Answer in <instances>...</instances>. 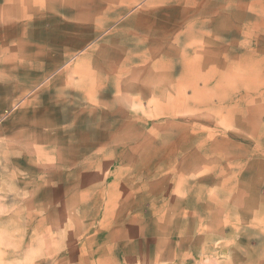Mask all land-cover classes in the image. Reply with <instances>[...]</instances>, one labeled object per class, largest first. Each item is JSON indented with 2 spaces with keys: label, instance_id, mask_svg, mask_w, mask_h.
<instances>
[{
  "label": "rangeland",
  "instance_id": "1",
  "mask_svg": "<svg viewBox=\"0 0 264 264\" xmlns=\"http://www.w3.org/2000/svg\"><path fill=\"white\" fill-rule=\"evenodd\" d=\"M0 264H264V0H0Z\"/></svg>",
  "mask_w": 264,
  "mask_h": 264
}]
</instances>
